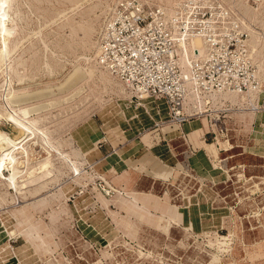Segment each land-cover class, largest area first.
<instances>
[{"label": "rangeland", "instance_id": "obj_1", "mask_svg": "<svg viewBox=\"0 0 264 264\" xmlns=\"http://www.w3.org/2000/svg\"><path fill=\"white\" fill-rule=\"evenodd\" d=\"M3 9L0 129L15 137L6 114L33 110L28 119L60 152L41 182L16 191L0 179V264H264V0H6ZM132 24L144 51L132 68L166 79L190 28L212 26L217 52L204 68L222 63L236 91L192 88L200 97L188 93L185 122L164 97L146 95L145 106L102 68L108 35ZM190 43L182 67L204 46ZM27 143V155L14 154L19 170L48 156L41 134Z\"/></svg>", "mask_w": 264, "mask_h": 264}, {"label": "built area", "instance_id": "obj_2", "mask_svg": "<svg viewBox=\"0 0 264 264\" xmlns=\"http://www.w3.org/2000/svg\"><path fill=\"white\" fill-rule=\"evenodd\" d=\"M134 25L129 26L130 30L108 35L103 46L104 56H102V62L113 74L133 87L138 95H151L156 98L164 97L168 99L172 117L175 121L185 122L187 120L185 100L192 88L204 93L222 92L230 89L236 91V79L233 75L228 77L222 63L219 61L216 63L211 62L212 73L204 68L207 59L213 58L217 52L212 26L210 28L202 27L200 32H195L191 24L192 28H190L188 36L203 38L204 52L200 53L198 51L196 59L190 64V68L187 66L182 67L181 61L178 62L175 58L169 59L167 65L168 77L166 79V77L154 72L141 76L132 68L135 60L144 52L136 43L138 27L136 26L135 29ZM119 41H121V44H119ZM170 54L173 57V51ZM143 62L144 60L140 61L142 65ZM186 67L189 69L187 73H185Z\"/></svg>", "mask_w": 264, "mask_h": 264}, {"label": "bare ground", "instance_id": "obj_3", "mask_svg": "<svg viewBox=\"0 0 264 264\" xmlns=\"http://www.w3.org/2000/svg\"><path fill=\"white\" fill-rule=\"evenodd\" d=\"M6 1V0H5ZM5 1H1L2 4H0V35L2 33H4L2 36V38L4 39V42L6 43V40L9 39L8 38V31L6 29V26H4V18L7 15L5 10L3 9L4 5H5ZM6 9V8H5ZM7 23V22H6ZM9 30V29H8ZM8 35H5V34ZM10 33V32H9ZM12 34V33H11ZM13 36V35H12ZM193 39V40H192ZM203 40L201 37H192L190 41H192L194 46H198L199 42ZM190 41L184 42L181 44L182 49H183V55L181 56V63L185 64L186 63V57L189 55L188 54V50L190 49ZM199 41V42H198ZM3 42V43H4ZM8 42V41H7ZM188 47V50H187ZM191 50H195V52L199 51L200 53L204 52V46L201 43V47L199 44L198 48H191ZM6 53V47L2 48L0 50V55L3 56ZM187 60L189 62V57H187ZM99 63V62H97ZM101 63V62H100ZM96 65V64H95ZM101 65V64H100ZM187 65V64H186ZM94 66V65H93ZM103 65H101L102 67ZM97 67V66H96ZM106 67V66H105ZM102 67L108 74H110L113 77H117L115 74H113L110 69H108L107 67ZM188 67V65H187ZM185 68V73L189 72V67ZM95 68V67H94ZM99 70V69H97ZM99 72V71H98ZM101 72V71H100ZM101 76V75H100ZM110 78V77H109ZM119 80H121L119 77H117ZM116 78V79H117ZM102 79V78H101ZM8 80V79H7ZM106 81V80H105ZM109 83H113L116 86H120L122 91L124 93H126L124 90L125 88L118 83H116L115 80H111L108 79L107 80ZM122 81V80H121ZM106 83V82H105ZM104 83V84H105ZM122 83L124 85H127L125 82L122 81ZM112 84V85H113ZM109 87V86H108ZM106 88V87H105ZM7 89V88H6ZM112 89V86H111ZM116 91V90H115ZM199 92V91H198ZM232 92V91H230ZM120 94V93H119ZM200 97V92L197 93L196 91L193 92L191 91V93H189V99H191V97ZM74 96V95H72ZM68 98H70L68 96ZM76 98V97H74ZM139 98H140V102L142 104H144L145 106L147 105V96L146 95H140L139 94ZM4 100V99H3ZM23 101L26 100V98L22 99ZM11 101V100H10ZM14 101V100H13ZM21 101V99H20ZM19 102V101H17ZM16 102V103H17ZM22 102V101H21ZM20 102V103H21ZM54 102V101H53ZM56 102V101H55ZM54 102V103H55ZM58 102V101H57ZM15 102H12V104H14ZM18 104V103H17ZM47 104V103H45ZM51 104V103H50ZM48 103V105H50ZM53 104V103H52ZM56 104V103H55ZM42 105V104H41ZM43 106V105H42ZM41 106V107H42ZM53 106V105H50ZM40 107V106H39ZM54 107V106H53ZM56 107V106H55ZM187 107V106H186ZM186 107H185V111H186ZM34 108V107H33ZM50 107H48L47 109H49ZM19 109V108H18ZM30 109V108H29ZM36 109V108H35ZM44 109V107H43ZM42 109V110H43ZM21 113L23 114V116H21L18 113H7V117L12 121V123L14 124V128L18 131V134L15 137L10 136L8 133L2 131L0 129V146L5 145L6 148H3V153H1L2 155L0 156V179H6V181H8V183L10 184V186H12L13 188L16 189V191L19 190H23L24 188L35 184L36 182H41L43 180H45L48 175L52 174L53 171V152L59 153V148L53 143V138L51 137V135L48 133V131L44 130L43 128H40L38 126V123L40 122V120L37 119H28L29 114H33L31 111L33 110H29L28 109H22L20 110ZM46 111V110H45ZM13 112V111H12ZM38 113V111H37ZM40 134L43 136V140L47 143L48 146H46V151L48 156L46 158H44L43 160L39 161L38 165L35 167H32L31 169H29L28 171H24V170H19L17 167H15V163H16V155L14 156V154L20 152H24L27 155V149L26 147L28 146V136L32 135L33 137H35V139L39 138ZM35 142V141H34ZM71 164V163H70ZM72 165V164H71ZM5 167L9 168V170L11 171V174L9 177H5L2 170L5 169ZM76 171V170H75ZM79 172V171H78ZM26 178H22L25 177ZM21 192V191H20Z\"/></svg>", "mask_w": 264, "mask_h": 264}]
</instances>
